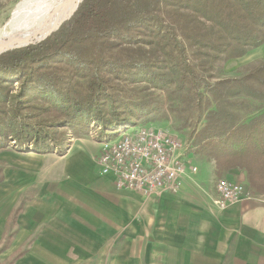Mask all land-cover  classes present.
<instances>
[{"label":"trees","instance_id":"trees-1","mask_svg":"<svg viewBox=\"0 0 264 264\" xmlns=\"http://www.w3.org/2000/svg\"><path fill=\"white\" fill-rule=\"evenodd\" d=\"M72 14L0 54V149L12 137L62 154L69 134L104 142L173 113L199 158L264 194V61L211 81L217 63L264 45V0H82Z\"/></svg>","mask_w":264,"mask_h":264},{"label":"crops","instance_id":"crops-1","mask_svg":"<svg viewBox=\"0 0 264 264\" xmlns=\"http://www.w3.org/2000/svg\"><path fill=\"white\" fill-rule=\"evenodd\" d=\"M77 140L62 155L11 153L5 182L13 193L0 194V239L16 210L15 264H264V194L219 206L216 182L232 175L216 162L188 159L185 150L182 188L142 196L94 174L86 136ZM236 179L244 184V173Z\"/></svg>","mask_w":264,"mask_h":264},{"label":"built area","instance_id":"built-area-1","mask_svg":"<svg viewBox=\"0 0 264 264\" xmlns=\"http://www.w3.org/2000/svg\"><path fill=\"white\" fill-rule=\"evenodd\" d=\"M187 149L174 133L146 125L143 131H133L109 146H101L96 164L100 174L111 178L118 188L142 196L172 193L182 188ZM190 169L197 172L193 165ZM216 189V203L221 207L250 197L246 184L227 178H219Z\"/></svg>","mask_w":264,"mask_h":264},{"label":"rangeland","instance_id":"rangeland-1","mask_svg":"<svg viewBox=\"0 0 264 264\" xmlns=\"http://www.w3.org/2000/svg\"><path fill=\"white\" fill-rule=\"evenodd\" d=\"M23 1L24 0H0V31H3V30L10 31L8 27V23L11 21V15L13 11L17 9L19 4L23 3ZM57 29L50 32V34H52ZM50 34L40 39L38 38L35 39V38L30 37V40H28L27 43L16 45L15 47H12V48H8L5 51L0 52V54L5 53L6 51H9V50L18 49V48L26 47L29 45H35V43H39L45 40L47 37L50 36ZM40 37H43V36H40ZM263 55H264V45L257 47L253 50H249L248 53H246L244 56L238 59H229L226 62H219L215 65V68H216L214 71L215 78H212L211 81H216L217 79H226V78H239L246 72L253 70L252 68L256 64H258V62L264 61ZM143 87L144 85L142 84H140L139 86H132L128 84V86H126L125 88L127 90H134L136 94L138 93L139 95L138 97H141V95H147V97H149L152 100H155V99L157 100L161 98L162 94L159 91L147 90L144 92V90H142L144 89ZM140 123H144V122L140 120V122H138L137 125L130 126L128 128L129 131L133 132L137 128H140V126H142ZM145 124L150 125L154 129H159V130H163L166 132L174 133L176 137L179 138V140L184 143V145H187L188 148H192V151L188 152L186 157H188V159L194 160V158L197 156L193 150V148L195 147V144L192 139L193 138L192 136L193 127L190 126L184 129V131L182 132L177 130L176 127L178 125V121L176 120L173 113L171 114V117L169 119H165L163 115H158L156 116V119L154 121H149ZM115 136H117V134L113 135V137ZM77 139H78L77 137H73L71 134H69L68 143L65 144L67 149L62 154H65L66 152H68L69 148H72L75 144H77L78 142ZM86 139L87 140L83 141L82 146H84L85 149H87V152L90 158L94 160L95 165L92 168V172L98 175L100 174V167L99 165L96 164V157L101 147L100 142L103 141L104 139L97 138L95 134L86 135ZM6 145L7 146H4L3 148L0 149V194H2V191H7L8 193L11 194L12 189H13L12 182L10 184H7V182H5V180L7 179L6 176H9L10 174H12L13 169L15 168V164H13L10 161L13 159L11 153L15 152L18 154H22L23 156L28 155V154L29 155L46 154V153L37 152L35 148L32 146V144L28 142L19 143L18 141L14 140L12 137L9 138V142L6 143ZM53 153H56V152H53ZM53 153H50V154H53ZM62 154H59V155H62ZM22 158L20 159V161L24 162V166L25 165L26 167L30 166L28 160H26L25 158L24 159ZM195 163L199 171L197 175L204 173V166L202 164V161L199 162L195 160ZM220 178H224V177H220ZM249 191L251 190L249 189ZM2 199L4 198L0 197V200ZM17 214L18 212H16V210L13 211L11 215H9L7 222L5 223V226H4L2 235H1L2 238L0 239V264H15L16 261L22 256V251H19L18 249H13V242L17 237L16 236V223H17V216H18Z\"/></svg>","mask_w":264,"mask_h":264},{"label":"bare ground","instance_id":"bare-ground-1","mask_svg":"<svg viewBox=\"0 0 264 264\" xmlns=\"http://www.w3.org/2000/svg\"><path fill=\"white\" fill-rule=\"evenodd\" d=\"M79 1L81 0H24L11 15V21L8 23L10 31H0V50L27 43L30 37L44 38L51 29L71 16ZM145 127L146 125H142L134 131H143ZM128 128L126 127L118 136L100 144L109 146L124 135L133 133ZM179 142L181 146H185L180 140Z\"/></svg>","mask_w":264,"mask_h":264},{"label":"water","instance_id":"water-1","mask_svg":"<svg viewBox=\"0 0 264 264\" xmlns=\"http://www.w3.org/2000/svg\"><path fill=\"white\" fill-rule=\"evenodd\" d=\"M81 1H82V0H81ZM77 7H78V6H77ZM76 9H77V8H76ZM76 9H75V10H76ZM72 15H73V14H71V16H72ZM71 16H69L68 18H65L64 21L67 20V19H69ZM64 21H63V22H64ZM63 22H61V23H63ZM61 23H60V24H61ZM60 24H58V26H56L55 28L51 29V31H49V33H48L47 35H49L50 32H52L53 30L57 29V28L59 27ZM23 44H25V43H23ZM14 47H15V46H14ZM10 48H12V47H10ZM6 49H8V48H6ZM6 49H5V50H6ZM5 50H0V52H3V51H5Z\"/></svg>","mask_w":264,"mask_h":264}]
</instances>
